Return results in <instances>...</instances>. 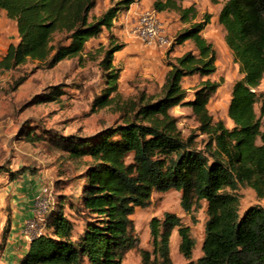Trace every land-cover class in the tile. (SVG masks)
Here are the masks:
<instances>
[{
    "label": "trees",
    "instance_id": "1",
    "mask_svg": "<svg viewBox=\"0 0 264 264\" xmlns=\"http://www.w3.org/2000/svg\"><path fill=\"white\" fill-rule=\"evenodd\" d=\"M138 1L116 0L95 15L90 11L96 0H0V11L15 21L18 37L0 58V73L29 61L52 68L63 59L79 58L89 40L110 29L119 14ZM181 2H151L156 12L175 11L184 24L167 52L187 41L192 44L167 61L161 93L155 97L141 92L120 123L93 136L58 137V146L71 158H91L79 196L68 202L81 215V226L64 212L61 200L48 207L40 234L29 240L16 264H122L125 252L138 242L135 208L146 207L152 192L170 189L180 192L179 203L187 213L205 201L202 253L191 259L189 226L175 213L165 212L150 220L151 249L141 251L143 264H173L169 238L175 228L185 264H264V205L240 211L236 193L245 186L264 198V92L257 89L264 79V0H223L217 14L240 73L227 106L230 127L214 120L207 108L221 84L209 77L216 70V49L202 33L212 16L204 11L198 18L193 4ZM121 48L119 43L104 50L100 64L105 87L94 98L95 106L110 104V94L117 89L119 69L112 60ZM191 76L199 81L188 95L182 82ZM24 80V74L13 77L10 88ZM62 92L59 85L48 86L34 96L35 102L55 101ZM179 104L191 108L196 129L205 134L201 146L193 133L181 135L177 118L169 112ZM40 134L28 129L22 138L34 144ZM0 172L14 180L26 168L1 164Z\"/></svg>",
    "mask_w": 264,
    "mask_h": 264
},
{
    "label": "rangeland",
    "instance_id": "2",
    "mask_svg": "<svg viewBox=\"0 0 264 264\" xmlns=\"http://www.w3.org/2000/svg\"><path fill=\"white\" fill-rule=\"evenodd\" d=\"M115 1L96 0L90 12L98 15ZM222 2L223 0H182L181 3L184 6L193 4L198 11V18L204 11L212 16L202 33L216 49V70L209 77L221 84L209 99L207 108L214 120L220 119L230 127L232 123L227 115V106L231 86L240 77V73L238 64L224 41V29L217 21ZM136 10V13L129 14L128 19L125 18V12L119 14L110 29H104L96 38L86 43L79 58L63 59L52 68L29 61L14 71L0 73V165H9L14 170L26 168V172L14 180H9L4 172H0V260L4 256L5 259L10 258L8 243L12 234L19 229L22 234L26 222L35 217L33 209L38 206L34 200L40 193H45L50 198L48 207L61 200L64 212L75 221L77 227L82 224L81 215L70 208L68 202H71L73 196H79L83 171L91 163V158H71L58 146V137L71 133L93 136L106 126L120 123L123 116L131 112L130 109L141 92L155 97L161 93L168 69L167 61L192 47L191 42L187 41L167 52L170 44L162 46L158 43H143L132 31L143 10L154 11L162 21L166 29L165 36L170 41L184 24L178 20L175 11L158 14L148 1L138 3ZM58 37L57 34L54 39ZM119 43H122V48L113 53L112 60L119 69L117 89L110 94V104L95 106L94 98L105 87L100 64L104 60V50ZM22 74L25 75L23 83L16 89H11L12 78ZM198 81V76L183 79L182 84L188 95H191ZM52 85L61 87L63 92L59 98L50 102H35L34 96ZM257 89L264 92V79ZM169 112L177 118L181 135L186 137L193 133L197 144L201 146L205 134L196 129L197 121L191 108L179 104L170 108ZM28 129L41 133L38 142L33 144L22 138L23 132ZM236 193L240 211L248 205H264V198H258L250 187L240 186ZM179 200L178 190L154 191L146 207L135 208L132 219L138 242L125 252L122 264H143L141 251L151 249L150 220L153 217L162 218L165 212L175 213L183 224L189 226L190 236L194 241L191 259L195 260L201 255L207 218L205 201H201L199 208L187 213L181 208ZM29 211L33 214L29 215ZM40 223V220H36L34 227ZM179 243L180 237L175 228L169 238V254L173 264H185L187 261L179 249Z\"/></svg>",
    "mask_w": 264,
    "mask_h": 264
},
{
    "label": "built area",
    "instance_id": "3",
    "mask_svg": "<svg viewBox=\"0 0 264 264\" xmlns=\"http://www.w3.org/2000/svg\"><path fill=\"white\" fill-rule=\"evenodd\" d=\"M132 31L137 38L148 45L158 43L159 45L165 46L171 43L170 39L165 36L164 31L166 29L162 21L156 16L154 11H141ZM34 203L38 206L37 209H33L35 217H32L31 221H27L25 227L22 229V235L28 241L33 236L40 234L44 224V216L50 204V198L47 194L40 193L35 196ZM36 220H40L41 223L37 227H34Z\"/></svg>",
    "mask_w": 264,
    "mask_h": 264
},
{
    "label": "crops",
    "instance_id": "4",
    "mask_svg": "<svg viewBox=\"0 0 264 264\" xmlns=\"http://www.w3.org/2000/svg\"><path fill=\"white\" fill-rule=\"evenodd\" d=\"M144 1H148L149 3L152 2V0H140L138 2L133 3L130 8L125 11L126 15L125 18H129V14L136 13V7L138 3H142ZM163 12V11H161ZM161 12H157L158 14ZM123 20V19H122ZM17 30H16V23L13 19L7 17L6 11L2 9L0 11V58L2 55L6 52L7 46L10 43H15L17 41ZM29 215L33 214L29 211ZM20 226V224H19ZM28 240H26L22 234H20V229L16 232H14L11 236V239L9 241V247H10V258H6L5 256L1 258L0 263L3 264H16L21 254L25 251Z\"/></svg>",
    "mask_w": 264,
    "mask_h": 264
}]
</instances>
